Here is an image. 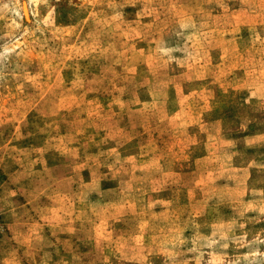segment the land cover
Here are the masks:
<instances>
[{"label": "rangeland", "instance_id": "1", "mask_svg": "<svg viewBox=\"0 0 264 264\" xmlns=\"http://www.w3.org/2000/svg\"><path fill=\"white\" fill-rule=\"evenodd\" d=\"M0 264H264V0H0Z\"/></svg>", "mask_w": 264, "mask_h": 264}]
</instances>
